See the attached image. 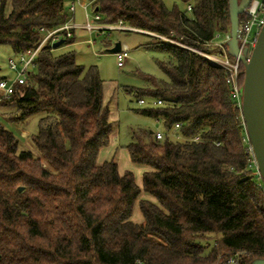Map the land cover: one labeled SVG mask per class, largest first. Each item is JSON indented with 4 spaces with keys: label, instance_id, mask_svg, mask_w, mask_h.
<instances>
[{
    "label": "trees",
    "instance_id": "trees-1",
    "mask_svg": "<svg viewBox=\"0 0 264 264\" xmlns=\"http://www.w3.org/2000/svg\"><path fill=\"white\" fill-rule=\"evenodd\" d=\"M69 1L0 0V44L17 54L34 49L41 27L70 19ZM180 1L185 8L164 0H98L95 9L105 23L123 21L217 52L209 43L230 33L229 0ZM144 34L151 38L148 49L170 59L158 60L168 79L149 75L150 85L137 90L139 98L162 104L137 111L162 122L164 136L134 130L127 149L135 164L150 167L143 190L156 201L139 199L134 173H121L115 158L98 162L113 122L97 65L80 64L74 50L56 53L59 47L48 42L30 83L0 102L13 109L8 119L15 123L44 112L31 141L50 165L0 123V264H228L231 258L251 264L264 258V191L225 70L197 51ZM244 75L240 63L241 86ZM137 202L142 222L132 219Z\"/></svg>",
    "mask_w": 264,
    "mask_h": 264
},
{
    "label": "rangeland",
    "instance_id": "rangeland-1",
    "mask_svg": "<svg viewBox=\"0 0 264 264\" xmlns=\"http://www.w3.org/2000/svg\"><path fill=\"white\" fill-rule=\"evenodd\" d=\"M164 1L169 7L178 4L181 8H185V4L181 3L180 0ZM90 14L92 17V12ZM74 21L80 24L86 22L84 10L80 6H77ZM253 34H256V30ZM90 38H92L93 43L88 42ZM150 39L148 35L136 31H94L90 35L88 31L77 30L75 43L68 45L63 43L55 52L74 50L80 64L87 67L97 65L104 80V98L105 102L109 104L113 122L110 142L102 148L98 162L102 163L115 158L121 173L126 170L134 173L136 182L142 189L139 199L146 198L156 201L153 196L143 190V173L150 167L135 164L130 159L127 149V145L133 141L134 130H163L162 122L137 111L150 106L149 103L141 104L138 101L139 95L137 93V90L150 85L149 75L158 79H168L159 67L158 60L168 61L170 59L169 54L161 49H148L144 44ZM117 42H121L123 47L129 48V56L126 58L123 67L118 66L116 54L109 51ZM9 58L18 59V54L10 45L0 44V76L14 78L16 72L10 69ZM36 71L37 69L34 68V72ZM127 89H131L132 92ZM144 98L151 102L149 97L145 96ZM11 111H13L11 107L0 106V123L22 140L23 148H30L41 158L44 166L50 167L47 160L34 148L31 141L32 134L38 131L39 120L45 115L44 112L36 113L23 122L15 123L8 119ZM132 219L135 222L143 221L138 202L135 204Z\"/></svg>",
    "mask_w": 264,
    "mask_h": 264
},
{
    "label": "built area",
    "instance_id": "built-area-1",
    "mask_svg": "<svg viewBox=\"0 0 264 264\" xmlns=\"http://www.w3.org/2000/svg\"><path fill=\"white\" fill-rule=\"evenodd\" d=\"M97 1L98 0H70L68 4V11L71 13V17L65 24L53 29L41 27L39 31L43 34V38L37 47L27 52L18 53V59L9 58V67L11 70L16 72V75L14 78H0V102L3 99L10 98L15 93L18 84L30 83L31 71L36 66V60L38 58V55L48 42H50V44L53 46L55 42L61 39L65 40L66 38H71L74 35L75 30L84 29L90 34H93L94 31H138L153 36L161 37L174 44L197 51L206 58H208V60H210V62L213 63L215 66H219L225 70L226 80L231 87L232 97L242 107V86L240 85L241 61L239 60V58H232L228 53L226 42L230 38V34L222 35L217 33L215 38L209 43V45L216 46L219 48V50L217 52L208 53L187 46L179 40L161 36L153 32L130 27L126 25L123 21H119L115 24L105 23L102 21V14L95 9V4ZM77 6H80L84 10V15L86 19L85 23L80 24L74 21ZM191 8L192 6L189 5L188 10H191ZM90 12H92V17ZM242 14H244V17L242 20L240 19L238 34L240 47L241 50L249 48V51L251 52L253 47L255 46L258 34L262 26L264 25V0H251L250 4ZM255 30L256 34L254 35L253 32ZM92 41V38H90L89 43H93ZM115 54L117 57L118 66L123 67L125 65L126 58L129 56V48L127 46H122L121 50ZM150 99L151 102H148L147 99L144 97L139 98L138 101L144 105L149 103L150 106H157L162 104L161 99ZM179 127L180 124H177L176 128L178 129ZM155 136L157 139H161L164 136V132L162 130H157L155 131ZM195 140H199V137H196ZM259 185L264 191V180L261 178V176L259 178ZM235 263L236 258H231L228 261V264Z\"/></svg>",
    "mask_w": 264,
    "mask_h": 264
},
{
    "label": "water",
    "instance_id": "water-1",
    "mask_svg": "<svg viewBox=\"0 0 264 264\" xmlns=\"http://www.w3.org/2000/svg\"><path fill=\"white\" fill-rule=\"evenodd\" d=\"M250 2L251 0H229L231 28L226 46L228 53L239 58L244 66L242 115L257 170L264 180V25L251 52L249 48L241 50L238 38L240 14ZM63 43L64 39H61L53 47L58 48ZM121 47V42H117L109 51L117 53ZM22 189L23 187H19V190ZM251 264H264V258H256Z\"/></svg>",
    "mask_w": 264,
    "mask_h": 264
},
{
    "label": "crops",
    "instance_id": "crops-1",
    "mask_svg": "<svg viewBox=\"0 0 264 264\" xmlns=\"http://www.w3.org/2000/svg\"><path fill=\"white\" fill-rule=\"evenodd\" d=\"M82 9V8H81ZM77 30H84V29H77ZM77 30H75L74 31V36H75V38H76V31ZM84 31H86V30H84ZM136 32H138V31H136ZM89 33V32H88ZM140 33H143V32H140ZM90 34V33H89ZM90 35H92V34H90ZM88 42H89V39H88ZM73 43H75V41L73 42ZM72 44V43H71ZM158 130H161V129H158ZM157 131V130H156Z\"/></svg>",
    "mask_w": 264,
    "mask_h": 264
}]
</instances>
